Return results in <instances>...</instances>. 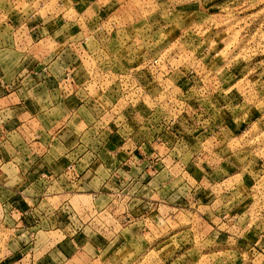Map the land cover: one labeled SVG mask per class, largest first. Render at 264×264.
Here are the masks:
<instances>
[{
	"label": "rangeland",
	"instance_id": "rangeland-1",
	"mask_svg": "<svg viewBox=\"0 0 264 264\" xmlns=\"http://www.w3.org/2000/svg\"><path fill=\"white\" fill-rule=\"evenodd\" d=\"M39 2L0 0V25L23 30L18 39L66 41L36 46L49 56L94 55L103 85L76 95L72 205L53 206L72 225L81 218L85 236L72 240L84 248L64 260L49 247L63 235L36 234L33 224L13 263L264 264V0ZM17 53L19 65L28 60ZM65 112L52 115L65 122ZM111 136L120 141L108 155ZM12 174L0 171V255L16 228Z\"/></svg>",
	"mask_w": 264,
	"mask_h": 264
},
{
	"label": "crops",
	"instance_id": "crops-1",
	"mask_svg": "<svg viewBox=\"0 0 264 264\" xmlns=\"http://www.w3.org/2000/svg\"><path fill=\"white\" fill-rule=\"evenodd\" d=\"M72 7L75 10L81 9L73 2ZM91 13L90 17L93 15ZM8 21L0 25V171L5 168L13 173L11 181L15 183L13 185L15 192L11 202L17 206L14 208L15 214L12 219L16 223L15 227L17 229L20 227L16 231L19 233L35 229L29 227L33 224H36V229L38 228L43 213H33L36 212L32 210L33 205L38 207L45 202L52 207L64 203L72 205V196L68 194L72 192V160L78 153L75 143H72L76 141V136H72V109L77 107L79 110L82 107H78L79 98L76 97L78 91L98 92L101 91L103 83L102 78L100 81L94 80L95 74L99 71L97 68L100 66H96L94 55L84 53L80 56L78 54L77 57L75 54L76 58L72 56V52L61 51L49 56L48 54L51 53L49 50L40 52L36 46L47 42L54 48L62 47L66 41L65 44L60 45L58 42L51 43L45 39L36 40L35 32L30 38L25 36L18 39L23 30L19 33L18 30L21 29H17V26ZM88 25L91 28L95 27L92 21L86 23V26ZM36 28H32L31 31ZM47 28L49 29L50 25H47ZM4 29L8 31H3ZM73 31L75 30L72 28V31L66 33L73 34ZM66 36L62 38L65 39ZM73 37L76 38L75 35L67 37L69 43H72ZM22 44L26 49L18 46ZM17 50L24 52L22 56L25 54L28 56V60L21 65L17 63ZM30 59L35 60L30 61ZM78 61L89 62L78 64ZM55 111L60 114L66 111L64 114H68V121L63 122L60 116L55 118L53 116ZM68 125L69 128L65 129ZM46 131L50 132L46 133ZM110 140L116 144L114 146L116 151L109 152L108 155L118 153L120 140L116 136H111ZM109 143L110 141H107V148H110ZM117 157H120V154H116L113 162H116ZM33 189L36 191L34 192ZM48 223L51 224L48 230L40 229L36 234L41 233L49 238L62 234L63 239L57 241L51 248L53 252L56 249L61 250L64 260H67L72 251H80L84 248L80 244L73 243L80 234L82 235L78 228L73 229L75 233L73 237L66 234V230L72 225L70 217L65 219L58 212H52L48 217ZM257 240L254 239L253 242L257 244L259 242ZM262 244L264 245V242ZM24 246L25 244L19 245L18 250L15 249L11 253L29 250ZM15 256L17 255L7 258L9 264H16L13 263Z\"/></svg>",
	"mask_w": 264,
	"mask_h": 264
},
{
	"label": "clouds",
	"instance_id": "clouds-1",
	"mask_svg": "<svg viewBox=\"0 0 264 264\" xmlns=\"http://www.w3.org/2000/svg\"><path fill=\"white\" fill-rule=\"evenodd\" d=\"M101 2H103V0H101ZM37 8L41 7L42 5L40 4L39 0H37V3L35 5ZM31 7V5H30ZM28 19H32L31 16L28 17ZM135 115L132 116V120L135 121ZM153 128H155V124H151V126H145V129L141 132L136 133L135 135H138L140 137V141L138 142H142L145 140V138L150 137L151 133L153 131ZM130 134L132 133V129H128L127 130ZM135 135L133 136V138H135ZM84 166H86V161L84 162ZM83 179H87V176H85ZM127 182V181H126ZM131 187V185H130ZM167 193L165 192V188L160 187L158 188V190L156 191V195L158 196H164ZM57 207H61V205H58ZM62 207L64 208H69L70 210V204L69 203H64L62 205ZM56 209L53 208L51 205H48L47 202H45V206L43 208L40 209V211L43 213V215L40 218V222L38 224V227L43 230L48 228V217L51 215L52 212H54ZM76 224L70 225L69 228L66 230V234L69 236L74 235V231L73 229L79 225L80 223V217H76ZM6 223H13L11 221L5 220ZM17 231L16 228L12 229V232L9 235V240L11 241V243H5L4 248H5V252L0 255V264H9L8 260L6 259L7 257L10 256L11 252L14 251L18 246H19V242L23 241L25 244H27L29 241L33 240L34 235H35V231H33V235H29L28 232H23L22 235L16 236L15 232ZM49 247H51V245H49Z\"/></svg>",
	"mask_w": 264,
	"mask_h": 264
}]
</instances>
